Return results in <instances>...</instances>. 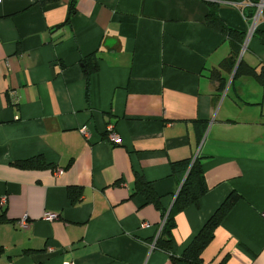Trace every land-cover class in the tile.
I'll use <instances>...</instances> for the list:
<instances>
[{
  "label": "crops",
  "instance_id": "obj_1",
  "mask_svg": "<svg viewBox=\"0 0 264 264\" xmlns=\"http://www.w3.org/2000/svg\"><path fill=\"white\" fill-rule=\"evenodd\" d=\"M70 1L0 0V264H188L155 241L180 188L172 163L196 157L209 191L175 214L176 254L238 192L203 262L264 264V91L250 75L218 90L211 70L231 46L206 23L214 4L259 70L254 0H75L72 15ZM137 174L162 207L135 193Z\"/></svg>",
  "mask_w": 264,
  "mask_h": 264
},
{
  "label": "trees",
  "instance_id": "obj_2",
  "mask_svg": "<svg viewBox=\"0 0 264 264\" xmlns=\"http://www.w3.org/2000/svg\"><path fill=\"white\" fill-rule=\"evenodd\" d=\"M55 1L57 0H40L42 5H46ZM254 2H258V0H254ZM75 12V0H71L69 4V14L72 15ZM254 14L255 12L251 11L248 17L252 18ZM69 19L70 16L68 17V20ZM206 23L212 29H215L228 37L231 46V53L221 62L220 68H214L211 70L212 79L219 83L217 88L218 90L222 91L226 87L227 83L226 78L223 76V70L226 72H232L235 68L239 50H241L246 39V33L230 28L224 22L218 12L217 7L214 4H211V8L206 17ZM83 62L85 64L87 80H89L91 73L98 70V59L96 55L93 54L92 56H87ZM242 71L245 75H250L254 77L259 83L264 84V65H262L258 70L257 68L248 65L244 59H241V61L238 63L234 80L232 82L236 80L237 75ZM30 163L34 164L33 161H30ZM42 164H44V161H42ZM172 168L176 177L180 179V188L172 208L170 210L162 208V216L165 218V223L155 241V246L159 250L168 253L175 262L204 264L202 258L204 250L214 240L216 229L219 227L226 215L230 212L234 204L239 201L242 196L238 192L230 193L214 212V214L206 221L188 247L180 256H178L176 254L178 244L173 234L175 227V214L192 205L200 206V201L202 197L209 191V187L203 168L202 158L196 157L195 159H186L173 162ZM136 192L143 193L145 195L146 202H152L162 207L161 197L156 192L153 184L142 174H137L135 193ZM81 194V188L75 186L69 188V195L73 202H77Z\"/></svg>",
  "mask_w": 264,
  "mask_h": 264
},
{
  "label": "built area",
  "instance_id": "obj_3",
  "mask_svg": "<svg viewBox=\"0 0 264 264\" xmlns=\"http://www.w3.org/2000/svg\"><path fill=\"white\" fill-rule=\"evenodd\" d=\"M256 3V16H255V19L258 18L259 16H261V14L263 13V10H264V0H258V2H255ZM255 30V24H253L252 28L250 29V33L249 34H252L253 31ZM81 130L88 134L89 135V131H88V127L86 125H84ZM107 138L110 142L112 143H115V144H120L122 143V138L120 137V135L114 130L113 126L112 125H109L108 127V135H107ZM61 171V170H60ZM6 201H7V196H3L1 199H0V204L1 206H4L6 204ZM58 217V214L55 213V212H48L44 215V218L46 220H53L55 218ZM165 223V218H163L161 224H160V230H159V234L163 228V225ZM17 225L18 227H20L21 229H27L29 226H30V221L27 219V218H21L17 221ZM143 227H148L150 226V223L148 222H144L142 224ZM158 234V236H159ZM157 236V237H158ZM156 237V239H157ZM69 264H72V263H69Z\"/></svg>",
  "mask_w": 264,
  "mask_h": 264
},
{
  "label": "rangeland",
  "instance_id": "obj_4",
  "mask_svg": "<svg viewBox=\"0 0 264 264\" xmlns=\"http://www.w3.org/2000/svg\"><path fill=\"white\" fill-rule=\"evenodd\" d=\"M245 40H246V39H245ZM247 42H248V41L246 40V42H244V44H243L241 50H239V54H238V57H237V64H236L235 68L233 69V71H232V72H223V75H224V77H225L226 80H227L226 87L224 88V93H223V95H224V94H229V95L231 96L232 94H234L233 88H230V89H229V85H230V83H231V81H232V77H233V75H235V73H236V69H237V67H238V63H239V61H241V59H245V56H246L247 52L249 51L248 48H247V47H248V43H247ZM245 44H246V45H245ZM226 75H227V76H226ZM246 77H249V76H248V75H245V74L243 73V71H242V72H239V74L237 75L236 80H239V79H241V80H246ZM259 85H261V86H260V90H261V91H264V85L261 84V83H259Z\"/></svg>",
  "mask_w": 264,
  "mask_h": 264
}]
</instances>
